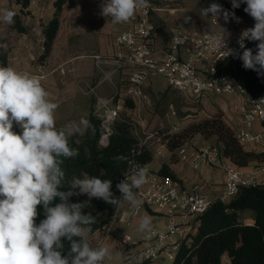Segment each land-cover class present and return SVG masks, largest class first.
Returning a JSON list of instances; mask_svg holds the SVG:
<instances>
[{"label":"clouds","instance_id":"9594fccd","mask_svg":"<svg viewBox=\"0 0 264 264\" xmlns=\"http://www.w3.org/2000/svg\"><path fill=\"white\" fill-rule=\"evenodd\" d=\"M230 3L232 9L246 4L244 12L255 21L253 27L242 31L238 41L244 49L239 56L242 66L264 75V0ZM147 7L149 0H103L100 14L113 23L127 22L138 9ZM200 12L205 17L211 13L213 19L222 15L225 22L230 18L239 21L234 11L219 3ZM14 17L15 13L8 10L2 20L12 25ZM245 40L258 42L255 55L245 47ZM214 47L227 48L225 38L216 39ZM226 53L231 55L233 50ZM58 107L38 76L0 66V264H102L110 252L108 247L89 243L87 234L96 218L83 212L88 201L71 203L70 197L86 195L89 201L97 198L111 205L142 206L135 190L146 183L147 169L136 164L130 176L116 184L118 197L111 190L112 180L87 174L83 178L73 176L69 191L60 190L66 176L62 158L79 155L70 139L95 129L85 116L57 127ZM113 159L120 162L126 158ZM57 198L59 203H55ZM38 207L44 218L37 224ZM151 227V218L143 216L138 230L148 232Z\"/></svg>","mask_w":264,"mask_h":264},{"label":"built area","instance_id":"2783aa9c","mask_svg":"<svg viewBox=\"0 0 264 264\" xmlns=\"http://www.w3.org/2000/svg\"><path fill=\"white\" fill-rule=\"evenodd\" d=\"M155 11L154 0H149V7L138 9L133 17L125 22L129 26L118 37L121 50L114 58L94 56L95 64L103 72L105 79H109L110 76L103 71L104 64L113 63L115 71L128 68L129 73L123 88L115 86L112 95L103 97L97 92L96 86L86 85L82 79L78 81L82 92L96 97V108L93 113L101 120L105 129L100 139L101 145L108 143L113 124L123 119L121 113L127 100L138 106L142 105L148 100L144 85L152 77L161 75L166 78L171 88L197 101L208 94L238 95L241 99L234 105L238 119L235 127L236 137L240 143L256 145L264 152V92L250 95L237 78L218 74L219 65L230 56L226 51L233 49L234 44H239L242 31L254 25L236 24L234 28L219 33L170 29L167 51L161 57L154 50V41L158 34L151 17ZM231 20L230 18L229 21ZM213 23L219 24V21L215 19ZM219 38H225L227 48L214 47V41ZM257 43L244 41V44L252 46ZM60 72L66 73L63 68ZM34 75L38 76L42 83L44 76ZM132 126L139 146L148 145L147 140L138 133L136 123L132 122ZM177 131L178 126L175 125L166 131L165 139L157 134V140L167 142ZM176 153L180 161L196 171L206 165L216 167L222 162L219 147L210 144L192 147L185 142L177 147ZM132 165L128 168L127 176H130ZM222 165L223 188L216 197L203 192L198 186L181 189L171 177L147 170L146 183L136 190L142 206L130 207V215L137 217L143 210L149 208L165 214L167 223L163 230H152L145 241L133 240L130 235L124 234L121 244L126 254L121 264H134L136 258L139 262L148 260L150 264H155L160 258L173 261L182 240L194 234L198 217L214 201L227 203L243 187H264V158L252 171L231 162ZM117 219L116 211L108 231L112 229Z\"/></svg>","mask_w":264,"mask_h":264},{"label":"crops","instance_id":"0c3cea01","mask_svg":"<svg viewBox=\"0 0 264 264\" xmlns=\"http://www.w3.org/2000/svg\"><path fill=\"white\" fill-rule=\"evenodd\" d=\"M54 1L32 0L29 8L24 9L22 14L28 31L21 33L2 20L6 11H20L21 4L17 0H0V48L7 50L8 60L5 67H12L30 75L42 74L44 76L42 86L49 93V99L59 106L55 112V118L57 127H62L70 121H78L81 116L88 119L96 108V97L82 92L78 84L79 80L85 81L86 85L96 86L97 92L103 97L112 95L115 86L124 87L129 73L128 68L115 71L113 63L104 64L103 71L110 76L109 79H105L103 72L95 64L94 56L114 58L121 50L118 37L129 25L125 22L113 23L110 17L102 16L100 13L103 0H68L60 14V27L53 47L48 56L41 61L40 57L44 52L43 27L55 15ZM154 2L156 11L153 12L151 20L158 34L154 41V50L158 56L163 57L166 54L169 40L164 38L160 30L170 34L171 28H168L163 20V14L167 12L166 8L159 5L161 2L159 0H154ZM199 8L203 9V5H200ZM212 24L214 26L211 31L217 30V24ZM61 68L65 69V74L60 72ZM151 79L144 85L148 100L140 106L129 100L133 103V107L128 108L125 105L121 113L123 117H130L131 121L136 123L138 133L154 149V158L146 165V169L156 172L163 163H170L181 180V183H178L181 189L198 186L203 192L216 197L223 188V166L218 165L219 169H215L206 165L196 171L190 165L180 161L176 153L177 148L170 151L165 140H157V134L164 138L166 131L176 125V122L169 121L166 116L167 110L171 112V116H177L172 102V93L176 90L168 86L162 92L156 91L153 83L150 82ZM167 91V100L162 102L161 98ZM240 99L238 95L233 97V95L208 94L201 98V103L205 107L203 111L210 112L206 113V116L216 113L215 108L219 109L222 111V119L235 129L238 119L234 105ZM151 105L152 107H149ZM147 112L148 115H146ZM186 121L189 123L194 120ZM167 123L169 125L165 126ZM183 127H179L178 131ZM82 137L75 136L73 138L81 140ZM210 143L200 135H196L188 141L192 147ZM248 149L260 150L252 144L248 146ZM258 164L259 162H253L244 169L252 171ZM221 170L222 173H220ZM117 216L118 219L110 231L100 230L87 234L92 246L108 247L110 257L105 258L102 264H121L123 262L126 250L121 244V239L124 234L130 235L133 240L145 241L152 230H163L167 223L165 214L149 208L143 210L139 216L131 217L130 206L127 203L118 207ZM143 216L151 218L152 227L151 231L142 233L138 228ZM242 221L251 224L254 222V217L251 213H247L243 216ZM134 262L138 263L139 259L136 258ZM155 264H166V260L160 258ZM223 264H231L228 255L223 256Z\"/></svg>","mask_w":264,"mask_h":264},{"label":"trees","instance_id":"16d2710c","mask_svg":"<svg viewBox=\"0 0 264 264\" xmlns=\"http://www.w3.org/2000/svg\"><path fill=\"white\" fill-rule=\"evenodd\" d=\"M32 0H17L21 4L20 11H14V24L11 28L25 33L28 31L23 22L24 9L29 8ZM68 0H55V15L50 22L43 27L44 52L41 61L50 53L60 27V14ZM203 8L212 3H219L223 8L234 11L236 17L254 20L244 12L246 4L232 9L230 0H202ZM164 38L170 41V34L160 30ZM246 48L252 49L253 54L257 52V45L244 44ZM233 54L225 59L218 67V74H226L235 77L246 88L250 95L264 92V75L256 71L246 70L242 66L239 56L243 50L239 44H234ZM7 50L0 48V66L7 65ZM168 91L162 96L165 102ZM197 102H201L198 100ZM128 108L133 107L131 101L125 104ZM88 120L94 126V132L89 131L83 135L81 140L71 138L69 143L79 151L74 158H62L61 167L65 171L64 185L61 191H69L73 176L83 178L84 174L98 176L101 179L112 180V192L114 196H120L116 184L124 179L129 166L132 164L146 168L154 158V149L150 145L139 146V140L133 133L130 117H123L116 121L109 135L106 145H101L100 139L105 132L101 120L91 113ZM15 131H19L14 127ZM200 135L219 147L223 161L231 162L240 168H246L253 162H261L264 152L249 150L250 144H242L236 137L235 129L227 124L216 114H210L200 121H191L180 131L174 133L167 146L170 151L176 147ZM78 141V143H76ZM115 156H123L126 159L117 162ZM159 175L169 176L177 183H181L177 173L172 169L170 163H163L156 171ZM78 191V190H76ZM136 191V190H135ZM88 201V206L83 209L84 214L91 213L96 218V223L91 225L92 231H107L116 211L117 205H111L102 199L89 198L86 195H73L71 203ZM55 203H59L57 198ZM36 220L38 224L44 218L43 210ZM251 213L254 217L252 224L242 221L245 214ZM194 234L182 240L181 246L171 264H223V256L228 255L231 264H264V187H243L239 193L229 202L214 201L210 207L198 217ZM66 243V242H65ZM67 250V243L66 248ZM134 264H150L148 260Z\"/></svg>","mask_w":264,"mask_h":264},{"label":"rangeland","instance_id":"374dc122","mask_svg":"<svg viewBox=\"0 0 264 264\" xmlns=\"http://www.w3.org/2000/svg\"><path fill=\"white\" fill-rule=\"evenodd\" d=\"M159 1H161L159 5L164 6L167 10V12L163 14L164 22L168 25V28L174 30L209 31V32L219 33L222 31H226V29L230 30L234 28L236 24L246 25V26L248 25L251 26L255 24L254 20H247L244 18L239 19L238 22L237 20H233V19L231 21L225 22L223 17H219L216 19L217 21H219V24H217L218 26L217 30L211 31L214 26L212 24L213 17L211 13H209L208 16L206 17L201 15L200 12L201 9L199 7L200 5H203L202 0H159ZM172 14H174V16H172ZM186 17L190 19L186 21L185 19ZM150 82L153 83V87L156 91L162 92L169 86L166 79L161 75L152 77ZM172 95H173L172 102L174 104V109L177 112V116L176 117L171 116V112L169 110H167L166 116L167 119H169V121L176 122L178 129H180L179 127H183V125L188 123L186 120L191 119L195 121H200L203 118L207 117L206 115L210 113L203 111V109L205 108L203 103L197 102V100L194 98H190L189 96L187 97L186 95L182 94L179 91H175L174 93H172ZM236 96L237 95H233V97ZM149 107H152V105ZM214 111L216 113H212V114H216L217 116L222 115L221 110L215 108ZM146 115H148V112L146 113ZM167 125L169 124L168 123L165 124V126ZM210 145L213 144L210 143ZM223 163L225 164L226 161L222 160L220 166H223L222 165ZM214 168L219 169V167L217 166ZM220 173H222V170L220 171ZM171 263L172 261H166V264H171Z\"/></svg>","mask_w":264,"mask_h":264}]
</instances>
